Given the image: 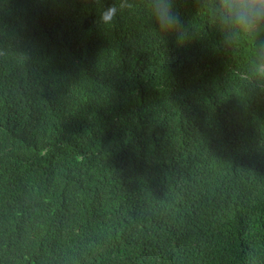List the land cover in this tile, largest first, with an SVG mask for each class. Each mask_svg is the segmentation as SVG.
I'll list each match as a JSON object with an SVG mask.
<instances>
[{"label":"trees","instance_id":"1","mask_svg":"<svg viewBox=\"0 0 264 264\" xmlns=\"http://www.w3.org/2000/svg\"><path fill=\"white\" fill-rule=\"evenodd\" d=\"M0 0V264H264V92L196 0Z\"/></svg>","mask_w":264,"mask_h":264},{"label":"clouds","instance_id":"2","mask_svg":"<svg viewBox=\"0 0 264 264\" xmlns=\"http://www.w3.org/2000/svg\"><path fill=\"white\" fill-rule=\"evenodd\" d=\"M140 3L148 11L163 37L174 36L178 47L186 46L199 34L186 23L179 0H115L98 13V24L106 28L119 15ZM197 14L206 12L221 37L226 52L237 53L246 46L251 55L238 73L239 87L247 94L264 92V0H196Z\"/></svg>","mask_w":264,"mask_h":264}]
</instances>
